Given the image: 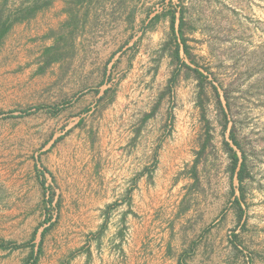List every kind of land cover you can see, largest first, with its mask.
<instances>
[{
  "label": "rangeland",
  "instance_id": "obj_1",
  "mask_svg": "<svg viewBox=\"0 0 264 264\" xmlns=\"http://www.w3.org/2000/svg\"><path fill=\"white\" fill-rule=\"evenodd\" d=\"M62 1L76 27L69 13L55 25L43 12L0 40V264H67L82 252L87 261L90 246L121 254L111 238L129 234L128 215L136 224L162 213L185 248L180 264H264V0ZM170 11H182L200 79L170 56ZM53 44L61 57L45 64ZM214 88L246 156L242 198ZM109 170L122 195L87 237L72 229L68 193Z\"/></svg>",
  "mask_w": 264,
  "mask_h": 264
},
{
  "label": "crops",
  "instance_id": "obj_2",
  "mask_svg": "<svg viewBox=\"0 0 264 264\" xmlns=\"http://www.w3.org/2000/svg\"><path fill=\"white\" fill-rule=\"evenodd\" d=\"M46 8L48 10L44 9L38 11L35 17L29 19V21H23L21 25L24 26L29 22L31 23V20H39L43 12L49 13V21L57 22L55 25H61L67 20L65 1L52 0L51 4ZM53 26L54 24L50 23V27L53 28ZM46 29V27L36 29L37 32L35 34L38 40L44 41L47 37ZM46 45H50L49 39H47ZM110 174H112L111 177H109ZM119 181L120 180L116 178V170H111L102 178L101 182L98 181L94 183L89 179L83 183L81 190H73L71 192L72 194L68 193V196L72 195L70 199L67 197V203L71 202L72 205L71 214L69 216V220L72 221L74 225L72 229L81 231L87 237L99 229L103 219L101 209L105 205L119 201L121 198L122 187ZM137 186L140 187V183L137 182ZM135 190L136 188L134 187L133 192ZM77 192H80V194ZM148 192L149 197H152V192L151 190L148 191L146 185L144 195L147 201ZM80 200L83 204L82 210L80 213H77L74 211V205L75 202ZM145 204L147 205V202ZM150 204L153 203L150 202ZM166 217L167 215L165 213L160 214L159 217L149 214L143 217L141 220L142 222L138 221L136 224H133V222L130 221V215H128L126 220H129V222L126 224L130 225L127 229L129 234L126 233V237H124L121 242H118L119 240L116 241L115 236L111 238V241L117 242L120 245H117V251H120L121 254L116 253V250L109 249V246L107 251L103 254L101 252L96 254L97 249L94 250L93 247L90 246L89 250L91 257H89V260H85L86 254L84 252H82V254L76 253L67 264H180L181 256L185 248L183 245L176 243V230L173 229L171 231L169 229L170 227L166 226V224L169 223ZM145 219L148 220V224L144 221ZM79 220H81L80 223ZM164 221H167V223L164 224ZM154 226H156L155 230L152 229ZM108 227H110V225H108ZM112 233L114 234V231ZM107 239L106 241L108 243ZM111 243L113 244V242ZM108 245H110V243Z\"/></svg>",
  "mask_w": 264,
  "mask_h": 264
},
{
  "label": "trees",
  "instance_id": "obj_3",
  "mask_svg": "<svg viewBox=\"0 0 264 264\" xmlns=\"http://www.w3.org/2000/svg\"><path fill=\"white\" fill-rule=\"evenodd\" d=\"M52 0H22L17 6H14L10 9H5L3 7L0 8V40L4 36L5 33L9 31L11 26L16 22L25 21L27 19L32 18L38 11L41 9H44L48 7L51 4ZM7 2V0L3 1V5ZM77 3H81L82 0H76ZM6 12V13H5ZM67 13L70 14V19L67 22V24H73L75 27L77 26V20L75 19V16L71 14V10L68 9ZM169 14V29L172 35V50L170 53V56L173 61H175L178 66L183 67L185 69H190L194 72L195 77L201 78L203 77L201 72H199L195 68H191L189 65V62H194L192 59V56L189 52L188 46L186 44V38L184 36L183 32V15L182 11L179 12V15L176 16V13L173 11L168 12ZM155 17H158L157 15ZM178 40V41H177ZM181 52L183 53L184 57L181 55ZM61 54L58 52V47L56 44H53L51 46L45 47L44 49V63L49 64L53 61H58L60 59ZM199 98L197 97V106L200 108L203 119L205 118V114L203 113V100L200 98V94L204 93L203 86L199 83ZM216 99H217V105L220 107V110L223 112V118L224 122H222L221 127L224 131L225 129H228V136L229 141L224 140L223 141V148L224 151L227 154V157L229 159V163L227 166V171L229 173V176L231 180L234 178L238 182L237 189L240 192L241 198L243 197V191H242V182L246 177H248V172L246 168V156L243 153V151L240 148V144L236 138V131L234 124H231L228 126V121L226 119V115L223 111L221 102H220V96L217 90L214 88ZM206 123L208 124V121L206 120ZM208 142V138L206 140ZM233 190V188H232ZM235 205L239 211L241 210V205L239 201V197H236ZM111 206L108 205V207ZM238 218H240V215L238 214ZM105 228V223L103 222L99 229L97 230L96 234L100 235L102 231ZM36 233V232H35ZM35 233L33 235H35ZM32 239V238H31ZM4 242H0V248H4ZM32 255V252L30 256ZM34 261V260H32ZM31 264V263H30Z\"/></svg>",
  "mask_w": 264,
  "mask_h": 264
}]
</instances>
